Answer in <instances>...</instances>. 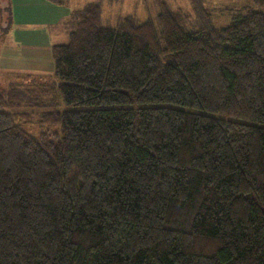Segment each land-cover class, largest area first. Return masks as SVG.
Wrapping results in <instances>:
<instances>
[{
  "label": "trees",
  "instance_id": "1",
  "mask_svg": "<svg viewBox=\"0 0 264 264\" xmlns=\"http://www.w3.org/2000/svg\"><path fill=\"white\" fill-rule=\"evenodd\" d=\"M190 1L87 2L51 74L0 69V264H264V0Z\"/></svg>",
  "mask_w": 264,
  "mask_h": 264
},
{
  "label": "crops",
  "instance_id": "2",
  "mask_svg": "<svg viewBox=\"0 0 264 264\" xmlns=\"http://www.w3.org/2000/svg\"><path fill=\"white\" fill-rule=\"evenodd\" d=\"M11 1L14 19L5 41L0 42L1 73L51 74L54 69L51 45L68 40L65 22L73 3L66 6L49 0Z\"/></svg>",
  "mask_w": 264,
  "mask_h": 264
},
{
  "label": "rangeland",
  "instance_id": "3",
  "mask_svg": "<svg viewBox=\"0 0 264 264\" xmlns=\"http://www.w3.org/2000/svg\"><path fill=\"white\" fill-rule=\"evenodd\" d=\"M90 1H101L102 11H104L102 14L103 15L102 20L104 22L103 24L107 26H112V27L118 24L117 20L120 15L124 16L126 14L133 13L137 15L140 19H145L148 17L154 18L156 12L158 11L157 3H159L158 0H72L71 1L73 3L72 8L82 7L85 4H87V2H90ZM166 1L167 3H169L171 8L180 10L184 14L191 15L189 16V24L193 26L192 28L197 27V23L195 20V17L197 15H195L193 5L190 0H166ZM204 2L206 6L210 9L209 11L214 13L212 15L213 17L212 19L215 22V24L222 25V24H227L230 21L228 12L227 11L223 12L225 11V9L223 8L224 7H227V8L237 7L234 5H239L240 3L244 4L247 2V0H204ZM69 17L67 19H69ZM53 65H54V62H53ZM12 73H16V72H12ZM17 73L20 74V73H27V72H17ZM43 74H47V73H43ZM5 81L6 80L0 77V83H4Z\"/></svg>",
  "mask_w": 264,
  "mask_h": 264
}]
</instances>
